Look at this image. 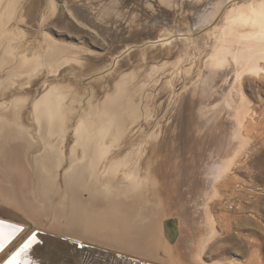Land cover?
Returning <instances> with one entry per match:
<instances>
[{
  "label": "rangeland",
  "instance_id": "374dc122",
  "mask_svg": "<svg viewBox=\"0 0 264 264\" xmlns=\"http://www.w3.org/2000/svg\"><path fill=\"white\" fill-rule=\"evenodd\" d=\"M200 1L0 0V159L7 147L5 123L12 124L15 116L19 133L27 134L33 143L24 149L22 156L31 175L28 196L48 214L29 216L34 218L32 226L44 228L38 234L63 243L68 241L62 236L66 233L62 229L66 219L58 221L53 213L56 206L60 207L59 199L66 188L71 154L86 150L75 139L77 128L79 122L92 120L95 129L100 128L91 111L101 110L102 104L113 96L119 100L118 120L122 121L119 144L114 147L121 148L123 153L131 151L138 155L150 149V142L157 137L159 142L166 141L163 146L170 151V139L178 137L172 143L175 153L187 141L197 139L186 157H198L196 164L206 169L212 185L200 197L202 203L197 207L201 216L192 209L191 216L186 214L182 218L184 233L178 226L179 213L171 210L166 216L155 204L154 212L158 216L153 219L160 225L162 217L165 218L172 236L168 241L175 243L181 230L186 240L188 237L195 240L193 244L188 241L187 247L190 249L192 245L194 256L199 255L204 264H264V56L252 57L248 47H243L246 40L237 43L240 36L234 35L251 28L237 19L251 0ZM204 10L208 12L207 18ZM232 30H235L233 34ZM220 44L228 47L220 49ZM257 62L261 67L259 74L247 72V66ZM51 90L59 99L63 124L67 123L63 150L67 151L68 160L57 169L63 190L56 192L53 203H43L45 191L44 185L39 184V166L42 169L58 166L47 162L37 118L40 110L39 114L44 109L49 112L51 106L42 107L39 102ZM209 93L212 105L206 107L207 113L201 117L210 123L211 133L202 143L197 127L202 105L196 100L203 96L208 102ZM56 100L52 103H57ZM214 103L219 104L218 108L225 106L221 114L208 111L217 106ZM10 105L12 110L6 112L10 117L4 120ZM11 111H15L13 116ZM223 134L227 135L223 145L216 147ZM225 151L226 154L230 151L225 157L227 163L214 171ZM219 152L221 155L216 156ZM14 165V160L9 158L4 168H0V178L8 177L7 171ZM213 171L216 175H212ZM2 197L0 193V200ZM13 209L16 210L0 201V211L7 216L15 212ZM15 213L18 216H11L16 221L28 220L21 212ZM241 216L252 221L241 225ZM152 236L158 237V230L153 229ZM44 242L42 239L37 244L43 247ZM86 247H90L89 243ZM74 252L68 249L64 257L50 263L67 264L69 260L81 263L80 258L69 257ZM36 254L38 261L42 259L40 253Z\"/></svg>",
  "mask_w": 264,
  "mask_h": 264
},
{
  "label": "bare ground",
  "instance_id": "6f19581e",
  "mask_svg": "<svg viewBox=\"0 0 264 264\" xmlns=\"http://www.w3.org/2000/svg\"><path fill=\"white\" fill-rule=\"evenodd\" d=\"M243 6L245 5L243 4ZM206 10H204V14L202 12L204 17L208 13ZM84 11L86 10L84 9ZM238 15L237 19L250 25L251 28L247 32L245 30L241 31L240 34L234 33L235 30H232V34L240 36V38L236 37L239 40L233 39V41L237 40L238 43L242 42L241 40H246L247 45L244 46L243 44V47H248L247 50L252 57L261 54L264 56V44H262L264 43V0L248 1L244 10ZM250 41L255 43L252 44ZM218 46H221L220 49H222L223 47L227 48L228 44H220ZM252 60L255 61V59ZM259 65L258 62L250 67L248 65L247 72L251 71L257 74L259 70L261 71ZM202 86L206 87L205 85ZM202 89L203 87H201ZM209 92L211 93V90ZM223 92H225V89ZM199 94L201 95V91ZM211 94L208 97L210 99L208 102L201 98L203 96L196 100L202 105V113L198 112L200 117H204L207 113L206 107L212 105L210 104V101H212L210 98ZM54 98L55 100L57 99V103H52ZM223 98H226V95ZM58 100L56 94L51 90L46 98L41 99L39 102L42 107L46 104L50 105L49 112L44 109V112L39 114L40 110L37 115L41 123V138L44 140V143H42L46 159H49L47 162L49 164H58L55 169H49L48 167L42 169L41 165L39 166L41 171L39 184H42L41 186L44 185L43 191H45L43 192V203H53L56 198V192L63 190V187H60L57 169L60 168L65 160H68L67 151L63 150L66 148V137L63 135L66 133L64 131L67 130V123L63 124L64 118L62 113H60ZM61 100L63 99L61 98ZM118 103V98L111 96L102 104L101 110L93 109L91 111V116L101 124L97 130L95 129V120L85 123L83 121L79 122L75 139L86 150L82 153L75 152L71 154V165L66 171V188H64V194L59 199L60 203L58 205L60 207L56 206V212L53 213L58 221L62 218L66 219L62 227L66 233L62 234V236L66 237L68 241L64 243L50 239L47 235L38 234L44 228L39 229L37 226H32L34 218L29 216L35 218L40 215L48 216L45 211L43 212V206L31 200L28 196L31 175H28L22 156H24V149L32 146L33 143L27 134L19 133V124L14 122L15 116L11 119L12 124L5 123L8 128V139L7 147H5L6 151L2 153L0 159V168H4L9 158L14 160L15 165L10 171H7L8 177L0 178V193L3 194L0 201L7 206L16 208V210L13 209L15 212H21L31 221L29 220L28 223V220L24 218H22V221H16L12 217L18 216L15 212L11 213L12 216L7 213L9 214L7 216L6 213L0 211V264H3L6 260V264H38L39 261L40 264H42V261H49L47 263H50L53 259L64 257L68 249L75 250L73 254H69V257L73 255L75 258L76 256L81 259L83 264H204L199 255L194 256V252H192L193 246L191 245L190 249L187 247V243L192 242L193 244L195 240L192 239L190 241L189 237V240H186L185 238L187 237L183 235L184 230L181 228V226L183 227L182 218L186 214L190 215L192 209L194 214L201 216V210L197 207L202 203L200 197H202L206 187L212 185V182L207 179L206 169L196 164L198 157L196 155L186 157L189 154L188 150H191V147L196 145L197 139L187 141L176 152L174 151L175 153L172 152L175 148L174 146L172 148V143L177 141L179 134L174 136L177 138L170 139V151L163 146L166 141L159 142L157 137L154 142H150V149H144L138 155H134L131 151L123 153L120 150L121 148L117 149L114 147L119 144V126L122 124V121L118 120ZM218 105L213 109L210 107L208 111L214 110V113L218 112L221 114L225 106L218 108ZM199 107L201 106L199 105ZM9 110H12L11 105L4 113V120L10 117L6 115ZM14 113L15 111H11L12 116ZM201 118H199L200 123L197 127L198 135L201 138L199 141L203 143L206 142V138L210 137L211 129L210 123ZM9 124L12 127L11 129ZM168 128L171 129L172 125ZM56 131L58 135H55ZM160 134L164 135L165 140H168V136L164 132ZM225 134L215 143L216 147L223 145L227 136ZM230 151L227 153L228 155ZM145 153L147 155L143 158L142 155ZM227 154L225 151L222 158L218 160L214 171L225 166ZM220 155L221 153L219 152L216 156ZM214 171L212 175H216ZM2 180L7 182L3 183ZM187 197L189 198L186 202L185 199ZM155 204L158 206L157 209L159 211L166 212V216L171 210L174 214L179 213L178 226L183 230V233L179 230L175 243H171L167 239L165 218L163 219L162 217L161 226L153 219H157L158 216L154 212ZM242 204H239L241 208H243ZM220 205L218 204V206ZM220 215L222 216V214ZM243 217L240 218L241 225L244 222L252 221L249 217ZM238 223L240 222L237 221L236 224L239 225ZM58 224L62 225L61 223ZM239 228L242 227L239 226ZM38 229L39 231L36 232ZM153 229L158 230V237L156 238L154 237L155 235L152 236ZM160 230L162 231L161 236ZM57 236L59 235L57 234ZM62 236L60 235V237ZM191 238L193 237L191 236ZM42 239H45L43 247L37 244V241ZM73 241L77 242L74 243ZM25 243H29V247L21 251ZM88 243L90 245L89 248L86 247ZM91 246L95 247V249H92ZM91 249L92 251H90ZM36 253H40L42 257L39 261ZM71 261H67V264H71L73 262ZM73 263L77 264V262Z\"/></svg>",
  "mask_w": 264,
  "mask_h": 264
},
{
  "label": "water",
  "instance_id": "95a60500",
  "mask_svg": "<svg viewBox=\"0 0 264 264\" xmlns=\"http://www.w3.org/2000/svg\"><path fill=\"white\" fill-rule=\"evenodd\" d=\"M165 225H166V228H168L167 224H165ZM36 232H38V231H36ZM34 234H35V233H34ZM166 234L168 235V238L171 239L172 236H170V235L168 234V231H166ZM6 263H7V260H6V262H4L3 264H6Z\"/></svg>",
  "mask_w": 264,
  "mask_h": 264
},
{
  "label": "snow or ice",
  "instance_id": "6c2138e0",
  "mask_svg": "<svg viewBox=\"0 0 264 264\" xmlns=\"http://www.w3.org/2000/svg\"><path fill=\"white\" fill-rule=\"evenodd\" d=\"M29 247V243H25L24 245H23V248L21 249V251H23L24 249H27Z\"/></svg>",
  "mask_w": 264,
  "mask_h": 264
}]
</instances>
